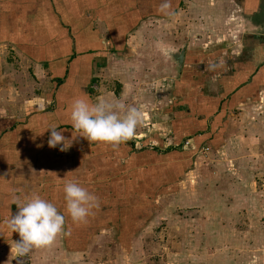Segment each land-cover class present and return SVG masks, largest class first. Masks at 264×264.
<instances>
[{"label": "crops", "instance_id": "1", "mask_svg": "<svg viewBox=\"0 0 264 264\" xmlns=\"http://www.w3.org/2000/svg\"><path fill=\"white\" fill-rule=\"evenodd\" d=\"M162 2L0 0V254L20 238L7 225L8 217L19 211L14 196L24 200L39 195L65 215L66 228L83 225L67 214L63 187L74 181L97 195L85 153L94 149L100 154L110 144L90 142L75 132L71 104L86 98L142 107L149 124L137 129L132 142L147 139L155 126L150 119L165 115L168 99L153 94V83L170 80V56L161 51L174 48L170 34L193 35L196 55L211 52L209 62L202 55L194 62L195 77L210 74V84L206 80L195 95V100L211 99L209 119L200 122L202 110L194 116L201 129L213 130L210 142L227 145L239 126L236 110L245 117L250 105L264 100L258 97L264 83V0H170L172 15L159 11ZM187 16L192 21L186 22ZM243 25L253 32L239 39V31L245 34ZM207 34L210 42L204 41ZM154 35L161 41H154ZM220 61L222 65L209 70L210 62ZM247 114L256 118L251 111ZM53 124L72 142L67 150L49 147L47 128ZM256 131L263 136L264 123L248 127L247 134ZM98 208L88 218L101 223Z\"/></svg>", "mask_w": 264, "mask_h": 264}, {"label": "rangeland", "instance_id": "2", "mask_svg": "<svg viewBox=\"0 0 264 264\" xmlns=\"http://www.w3.org/2000/svg\"><path fill=\"white\" fill-rule=\"evenodd\" d=\"M240 27L245 34L239 31V39L253 32ZM157 37L153 40L160 42ZM168 38L175 50L167 56L170 80L153 83V94L168 100L165 115L150 119L151 135L85 153L101 223L87 218L83 225L65 227L69 234L51 246L11 258L17 238L0 254V264H264V135L247 134L248 127L264 123V100L247 110L256 118L234 108L239 126L227 145L210 142L213 130L201 129L194 117L202 110L200 122L209 119L211 99L195 95L206 80L210 84V74L195 77L194 62L201 55L209 62L211 52L196 55L193 35ZM259 90L260 100L264 83Z\"/></svg>", "mask_w": 264, "mask_h": 264}, {"label": "clouds", "instance_id": "3", "mask_svg": "<svg viewBox=\"0 0 264 264\" xmlns=\"http://www.w3.org/2000/svg\"><path fill=\"white\" fill-rule=\"evenodd\" d=\"M170 0H163L159 11L165 15H172ZM162 54L170 56L175 50L162 48ZM223 61L210 62L209 70H215ZM70 119L76 133L87 138L90 142H104L117 147L132 140L139 127L147 119L146 110L142 107L126 105L123 101L99 99L91 103L86 98H76L71 104ZM58 125L53 124L48 140L49 147L61 145V151L71 146L61 132ZM67 214L74 223L87 221L92 209L98 208L99 199L87 188L78 182L69 181L63 187ZM12 203L18 206L19 211L7 219L10 230L19 234L20 240L15 242L11 249V258H23L34 248L51 246L60 234L65 232V215L50 201L39 195H32L24 200L13 197Z\"/></svg>", "mask_w": 264, "mask_h": 264}]
</instances>
